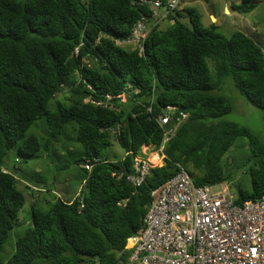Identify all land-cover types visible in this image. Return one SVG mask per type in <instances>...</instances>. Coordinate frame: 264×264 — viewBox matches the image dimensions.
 <instances>
[{
    "label": "trees",
    "instance_id": "1",
    "mask_svg": "<svg viewBox=\"0 0 264 264\" xmlns=\"http://www.w3.org/2000/svg\"><path fill=\"white\" fill-rule=\"evenodd\" d=\"M232 7L246 13L256 4L240 0ZM153 15L143 0H0V252L26 203L18 188L20 158L4 165L12 149L26 158L49 152L74 123V140L84 148L75 162L86 172L71 201L58 197L44 210L32 192L31 223L9 264H131L127 245L144 225L152 190L181 167L197 185L232 183L237 204L264 196V143L247 126L222 119L235 107L223 93L228 78L264 112L263 47L242 31L227 36L205 26L198 10L181 0L170 13L174 23L153 25L142 52L116 43L141 18L154 23ZM123 91L125 102L106 98ZM168 105L177 107L175 118L180 111L187 118L165 145L164 165L136 186L128 178L136 172L135 155L143 145L162 144L170 124L157 117ZM39 120L51 130L47 137L30 132ZM240 137L251 148L249 188L233 182L238 164L223 163ZM114 139L123 158L108 153Z\"/></svg>",
    "mask_w": 264,
    "mask_h": 264
},
{
    "label": "built area",
    "instance_id": "2",
    "mask_svg": "<svg viewBox=\"0 0 264 264\" xmlns=\"http://www.w3.org/2000/svg\"><path fill=\"white\" fill-rule=\"evenodd\" d=\"M143 2L154 7L156 21L151 23L143 17L128 37L116 40L119 45L139 47L141 52L153 25L169 19L180 0H169L167 5L161 0ZM168 21L174 23L172 18ZM128 96L123 91L106 98L125 102ZM176 110V106L168 105L157 117L162 126L170 124L162 144L143 145L135 155L136 172L128 177L134 185L142 184L152 167L164 165L165 145L177 124L187 118L183 111L175 118ZM84 168L91 171L93 163L85 162ZM213 187L195 184L190 173L181 167L166 183L153 189L144 225L129 238L130 261L134 264H264V196L240 205L229 184L222 182L218 190Z\"/></svg>",
    "mask_w": 264,
    "mask_h": 264
},
{
    "label": "rangeland",
    "instance_id": "3",
    "mask_svg": "<svg viewBox=\"0 0 264 264\" xmlns=\"http://www.w3.org/2000/svg\"><path fill=\"white\" fill-rule=\"evenodd\" d=\"M234 1L240 0H181L185 7H193L198 10L205 26L215 25L217 30L227 36L234 31H242L253 38L264 49V0H254L256 7L246 13H239L232 7ZM167 23H163L161 28H165ZM210 67L214 70L213 62L208 58ZM223 93L233 98L234 110L223 116L222 119L236 121L247 126L264 143V112L247 101L236 89L232 78L225 81ZM64 94L60 95L63 97ZM67 126L69 135L63 137V143H55L49 152H43L34 157H24L20 155L16 148L12 149L5 159L4 165L12 167L17 157L20 158L19 166L22 168V175H18V188L26 195V203L19 212L17 224L12 230L9 241L0 252L3 258V264H9V257L16 246L17 239L23 235L30 226L32 205L34 197L32 192L36 193V198H40L37 206L41 209H48L52 201L62 198L71 201L76 198L84 188V176L86 175L82 165L75 162L77 158L83 155L84 148L82 144L76 142L73 137V125ZM42 126V127H41ZM69 128V129H68ZM67 131V133H68ZM42 138L47 137L51 130L45 121L39 120L30 129ZM111 158L116 155L123 158L125 150L114 139V145L108 149ZM251 155V148L248 139L240 137L233 144L231 149L223 157V163L229 165L238 164L234 169V181L240 182L246 188L250 186V175L248 169L253 162L248 160ZM232 160L234 161L232 163ZM233 189V184L226 182ZM43 192L38 194L40 187ZM222 183L215 184L213 189H221ZM37 190V191H35ZM42 199V200H41ZM129 248L132 242H128ZM121 264H130L122 262ZM132 264V263H131Z\"/></svg>",
    "mask_w": 264,
    "mask_h": 264
},
{
    "label": "crops",
    "instance_id": "4",
    "mask_svg": "<svg viewBox=\"0 0 264 264\" xmlns=\"http://www.w3.org/2000/svg\"><path fill=\"white\" fill-rule=\"evenodd\" d=\"M164 23H165V22H164ZM162 24H163V23H162ZM162 24H161V25H162ZM231 184H232V183H231ZM37 189H39V190H40V189H41V187H40V188H37ZM41 190H44V189H41ZM128 248H129V247H128Z\"/></svg>",
    "mask_w": 264,
    "mask_h": 264
},
{
    "label": "clouds",
    "instance_id": "5",
    "mask_svg": "<svg viewBox=\"0 0 264 264\" xmlns=\"http://www.w3.org/2000/svg\"><path fill=\"white\" fill-rule=\"evenodd\" d=\"M83 182L85 183V180H83Z\"/></svg>",
    "mask_w": 264,
    "mask_h": 264
}]
</instances>
